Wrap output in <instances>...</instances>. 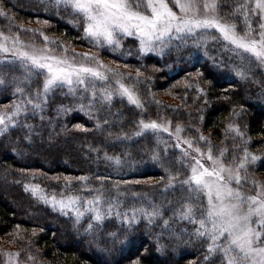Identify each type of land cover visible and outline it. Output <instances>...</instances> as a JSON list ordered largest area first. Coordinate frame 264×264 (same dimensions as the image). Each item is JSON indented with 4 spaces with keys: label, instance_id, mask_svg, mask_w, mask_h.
I'll use <instances>...</instances> for the list:
<instances>
[{
    "label": "trees",
    "instance_id": "obj_1",
    "mask_svg": "<svg viewBox=\"0 0 264 264\" xmlns=\"http://www.w3.org/2000/svg\"><path fill=\"white\" fill-rule=\"evenodd\" d=\"M246 2L254 7V0H217L221 17L227 23H234L238 34L243 35L247 25L239 6ZM2 6L11 22L9 32V21L0 17V32L5 36H18L41 47L47 43L61 55L74 54L77 49L81 53L91 52L99 61H111L106 67L110 70V80H119L133 89L143 107L137 109L117 96L110 113L107 109L92 112L93 116L100 117L104 129L101 131L96 128L97 121L89 119L86 112L70 110L57 114L61 104L70 109L77 107L72 96L65 95V88L50 96L43 121L39 115L27 121L21 116L20 126L0 134V256L19 253L33 256L41 264H116L117 261L127 264L118 251L120 244L113 245L108 236L110 232H119L123 238L121 224L114 214L105 219L102 227L94 225L91 233L86 234L91 214L85 213L80 231L76 232L71 219L61 215L58 209L54 211L39 196L55 194L59 199L67 183L66 176H87L88 185L102 187L112 196L117 195V189L126 190L127 195L119 197L120 201H126L119 209L121 212L133 207V192L148 195L157 204L164 201L159 193L166 182L161 181L166 172L152 162L151 151L156 149L164 155L167 148L166 161L172 162L173 169L181 167L178 161L183 153L167 136L149 132L135 137L133 134L138 131L142 118L165 117L172 125H180L184 135L190 134V140L203 142L207 147L210 143L215 153L223 150L222 159L229 163L239 162L246 150L257 160L250 161L246 171L241 170L242 188L248 191L264 188V73L253 57L244 54L251 59L249 64L248 59L242 62L232 52L218 53L211 41L208 51L217 62L223 61L220 67L213 66V60L204 55L203 48L200 51L193 47L180 51L172 48L165 49L163 55H141L135 39L125 38L122 48L113 51L83 39V26L69 22L73 19L70 10L57 13L50 0H3ZM249 23L253 34L259 30V21L254 15H250ZM242 63L244 75L238 76L233 68ZM201 71L203 74L197 75ZM198 88L203 91H197ZM14 99L13 86L0 91V112L10 111ZM104 117L112 123L104 125ZM25 122L33 126L31 133L23 127ZM76 124L83 127L77 129ZM230 124L242 135L230 131ZM125 133L132 138L113 143ZM200 136L205 141H200ZM105 152L119 156L121 164L106 161ZM97 176L106 179H97ZM125 180L130 183L121 182ZM71 183L73 192L90 198L88 191H80L79 181ZM33 185L40 186L36 197L31 191ZM169 199L175 198L170 195ZM80 207L83 211V202ZM171 207L178 205L170 206L164 201V219L173 216ZM196 212L199 215L200 209ZM69 216L74 213L69 211ZM162 227L163 219H159L153 232L160 233ZM144 231L145 223L141 221L137 235ZM193 232L191 223L171 219L160 240L164 245L162 251H156L154 239L143 237L146 244L152 245L146 260L149 264H213V261L220 264L216 255L205 261L206 243ZM104 248L108 250L102 251Z\"/></svg>",
    "mask_w": 264,
    "mask_h": 264
},
{
    "label": "snow or ice",
    "instance_id": "obj_2",
    "mask_svg": "<svg viewBox=\"0 0 264 264\" xmlns=\"http://www.w3.org/2000/svg\"><path fill=\"white\" fill-rule=\"evenodd\" d=\"M50 3L57 9V13L60 10H70L73 19L69 22L77 26L82 25V38L96 47H107L115 51L122 48L123 39L134 38L138 42L141 55H163L165 49L172 48L177 51L189 47L200 51L203 48L204 55L213 60V66L220 67L223 61L217 62L208 51V42L211 41L218 53L232 52L239 56L242 62L248 59L251 64V59L244 55L250 54V57L255 58L256 64L264 65V23L259 25V40L255 39L252 25L249 23L250 15H255L257 9L260 19L264 20V0H255V7H251L247 2L239 6L247 25L245 36L238 34L234 23L222 22L223 17L218 15L219 5L214 0H203L202 11L201 0H50ZM2 4L3 0H0V17L9 21L11 32L10 17ZM170 4L179 11H174ZM235 14L234 12L233 15ZM44 39L47 42L46 36ZM55 51L56 49H50L47 43L44 47H39L35 43L22 41L18 36H5L0 32V91L11 85L15 98L10 111L0 112V134L10 127L20 126L21 116L27 121L30 117L39 115L43 121V112L50 96L57 90L63 92L65 88V95H71L77 107L70 109L69 106L61 104L57 114H66L70 110L86 112L89 119L97 121L96 128L101 131L104 129L100 117L93 116L92 112L107 109L110 113L117 96L121 100L127 99L130 105L137 108L143 107L133 89L119 80L113 86L107 74L110 70L95 56L84 54L83 61L78 62L76 57L56 55ZM228 60L231 62L232 57L229 56ZM242 67L243 63L234 67L233 71L238 76H243ZM202 74V71L197 73ZM197 91L203 89L198 88ZM111 123L107 117L103 118L104 125ZM74 126L77 129L83 127L81 124ZM23 127L28 129L29 133L33 131V126L26 122ZM228 128L237 135H242L235 126L230 124ZM149 132L153 135L158 132H165L170 136L174 134L165 125L141 119L138 131L133 135L141 137ZM182 132L183 129L177 126L174 147L180 149L182 144H187L198 155L192 156L190 152L183 151V156L178 161L180 168L173 169L172 162L166 161L167 148L164 155L156 149L151 151L152 162L164 168L166 172V175L161 177V181L166 182L159 195L164 197L168 205H178L170 208L173 216L168 219L163 218L164 201L157 204L148 195L139 196L135 192L132 193L133 207L119 211L126 203L120 201L119 197L126 196V190L117 189V195L112 196L102 187L88 185L87 176H66L67 183L63 186L59 199L55 194L50 197L40 195L39 198L54 211L58 209L61 215L71 219L76 232L80 231L81 218L85 213L91 214L85 229L86 234L91 233L94 225L102 227L105 219L114 214L121 224L123 238L119 232H110L108 236L113 245L120 244L118 251L127 260V264H149L146 256L150 254L152 245L146 244L143 237L154 239L156 251H162L164 245L160 240L173 218L187 221L194 226L193 234L206 243L205 261H208L211 255H216L220 264H264V188H259L256 195H246L241 190L240 170L246 171V165L250 161H256L257 157L250 156L245 150L239 163L232 167L222 161L223 150L220 157H215L212 153L213 146L208 143V152L204 153L201 147H194L193 140L181 139L178 134ZM131 138L125 133L118 136L113 143H123ZM199 140L205 141V137L200 136ZM205 155L211 162L210 165L203 162ZM103 158L106 161H114L116 165L121 164L119 156H109L105 152ZM97 179L103 180L106 177L97 176ZM73 180L80 182V191H88L90 198L72 191ZM121 182L130 183L126 180ZM233 182L237 187L232 186ZM25 189L29 190V186L26 185ZM31 191L36 197L41 191L40 186L33 185ZM65 192L69 194L65 196ZM170 195L175 199H169ZM137 203L139 207L135 206ZM197 208L200 209L199 215ZM69 211H72L74 216H69ZM159 219H163L162 230L160 233H154L153 229ZM141 221L145 223V231L137 235ZM176 239L179 240L180 237L177 236ZM6 255L7 264H18L16 257H19V253ZM29 259L34 257L29 256ZM116 264L120 262L117 261Z\"/></svg>",
    "mask_w": 264,
    "mask_h": 264
},
{
    "label": "rangeland",
    "instance_id": "obj_3",
    "mask_svg": "<svg viewBox=\"0 0 264 264\" xmlns=\"http://www.w3.org/2000/svg\"><path fill=\"white\" fill-rule=\"evenodd\" d=\"M202 2H203V0H201V11H202ZM214 2L217 4V0H214ZM170 6H172L173 7V9H174V11H179V9H177V8H175L174 7V5L173 4H170ZM254 7H255V0H254ZM218 15L219 16H221L220 15V13H219V11H218ZM257 19H258V21H259V24L258 25H260L261 23H264V20H261L260 19V16H259V10L257 9V13L254 15ZM222 22H226L224 19L222 20ZM259 30L257 31V32H255L254 33V37H255V39H257V40H259L260 39V36L258 35V33L261 31V29H260V27L258 28ZM214 31V30H213ZM218 34V33H217ZM219 35V34H218ZM240 36H245V35H243V34H239ZM132 39H134V38H132ZM136 41V40H135ZM24 42H26V43H32V42H30V41H24ZM136 43H137V45H138V42L136 41ZM37 46H39V45H37ZM39 47H41V46H39ZM76 53H70V54H68L67 56L68 57H76V59H77V61L78 62H82L83 61V57H84V54H88L89 56H93V55H91L90 53L91 52H89L88 53V51H84V53H81V51L82 50H77L76 49ZM138 51H139V46H138ZM54 54H56V55H61V54H58V53H54ZM248 55H250V54H248ZM254 58V57H253ZM255 59V58H254ZM104 62H102V61H100L101 63H103V65H105L106 67L108 66V64H111L112 62L111 61H109V60H103ZM260 66V68H261V70L263 71V73H264V65H259ZM116 67H117V65H116ZM108 74V76L110 77V79H111V76H110V74H109V72L107 73ZM112 83H114L115 84V82H116V80H114V81H112V80H110ZM130 88V87H129ZM126 101H127V99H125ZM128 102V101H127ZM133 107H135V108H137L136 106H134V105H132ZM137 109H139V108H137ZM143 119V118H142ZM145 122H150V121H155V122H157V123H160V124H162V125H165V126H167L169 129H170V131L172 132V133H174L173 135H169L168 133H165V132H158V133H156V134H161V135H164V136H167V137H169V138H171L172 140H173V143H174V145H175V143H176V135L177 134H175V129H176V127L177 126H179V127H181L180 125H172L171 123H170V121L168 120V119H166L165 117H162V118H159V119H155V120H144ZM180 137H181V139H188V140H190V134H186V135H184L183 134V132L182 133H180V134H178ZM195 146H199V147H201V149H202V151L204 152V153H207L208 152V147L206 146V144L205 143H203V142H195L194 141V147ZM177 149V148H176ZM181 153H183V151H188V152H190L191 153V155L192 156H197L198 154L196 153V152H194L192 149H190L189 147H188V145L187 144H182L181 145V148L180 149H178ZM212 153H213V155L215 156V157H220V153H215L214 151H212ZM222 159V158H221ZM222 161L226 164V165H229V166H232V167H235V164H238L239 162H235L234 164L233 163H229V162H226V160L224 161L223 159H222ZM194 162V161H193ZM203 162L206 164V165H210L211 164V162L208 160V158H207V155H205L204 157H203ZM240 173H241V170H240ZM242 174V173H241ZM232 186L235 188V187H237V185L233 182V184H232ZM259 188H262V187H258L257 189H255V190H253V191H248V190H244L243 188H241V190H242V192L244 193V194H246V195H256V192H257V190L259 189ZM6 254H14V253H5V254H2L1 256H0V264H7V255ZM33 257V256H32ZM16 260L18 261V264H41V263H37L34 259H29V256L27 255H19V257H16Z\"/></svg>",
    "mask_w": 264,
    "mask_h": 264
}]
</instances>
